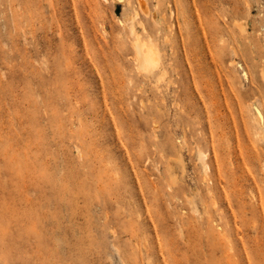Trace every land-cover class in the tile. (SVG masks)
Masks as SVG:
<instances>
[{
    "label": "rangeland",
    "instance_id": "rangeland-1",
    "mask_svg": "<svg viewBox=\"0 0 264 264\" xmlns=\"http://www.w3.org/2000/svg\"><path fill=\"white\" fill-rule=\"evenodd\" d=\"M0 264H264V0H0Z\"/></svg>",
    "mask_w": 264,
    "mask_h": 264
},
{
    "label": "bare ground",
    "instance_id": "bare-ground-1",
    "mask_svg": "<svg viewBox=\"0 0 264 264\" xmlns=\"http://www.w3.org/2000/svg\"><path fill=\"white\" fill-rule=\"evenodd\" d=\"M144 7H146V6H144ZM147 14H149V12ZM134 17H138V13L136 11L134 12L133 17H131L130 20H133ZM130 31H131V34L134 36L133 46L135 49V59H136V64H137L138 69L145 72V73H148V74H154L155 72L163 70V65H162L163 55H161V52H160L158 46L153 42V40H151V39L144 40V39L140 38L138 35H136L137 33L135 34V25L133 24V22L131 23ZM161 67H162V69H161ZM162 72H160V73H162ZM163 74H165V73H162V75ZM204 155L205 154L199 152L198 158L200 157V160H201L205 157ZM202 163H204V162H202ZM206 168L207 167H205L204 170ZM206 170L204 173H206ZM208 171H209V169H208Z\"/></svg>",
    "mask_w": 264,
    "mask_h": 264
}]
</instances>
